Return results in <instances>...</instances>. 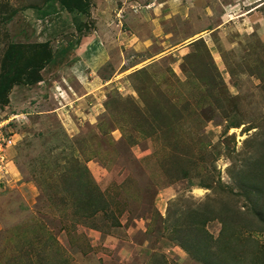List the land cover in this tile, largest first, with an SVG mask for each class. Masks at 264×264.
Segmentation results:
<instances>
[{"label":"rangeland","instance_id":"rangeland-1","mask_svg":"<svg viewBox=\"0 0 264 264\" xmlns=\"http://www.w3.org/2000/svg\"><path fill=\"white\" fill-rule=\"evenodd\" d=\"M45 42L41 81L0 103L23 113L0 264H200L177 241L222 220L237 264L264 255V0H0V69Z\"/></svg>","mask_w":264,"mask_h":264},{"label":"trees","instance_id":"trees-1","mask_svg":"<svg viewBox=\"0 0 264 264\" xmlns=\"http://www.w3.org/2000/svg\"><path fill=\"white\" fill-rule=\"evenodd\" d=\"M58 2L68 13H76L80 15H88L92 0H44ZM196 41L191 42L190 44ZM52 50L49 43H34V44H10L4 54L0 69V103L5 105L8 103V96L12 88L18 84H33L41 81L40 71L50 62L52 58ZM137 72H144L140 69ZM263 82L264 78L259 77ZM140 93V91H138ZM141 94V93H140ZM15 126V125H14ZM238 125H234L236 127ZM264 163V160L262 161ZM264 196V188L257 187L253 192L256 201H259L258 195ZM249 195V194H248ZM244 195L245 198L250 195ZM249 209V208H248ZM195 214V213H194ZM190 216H194L193 213ZM261 217V214H258ZM228 226L221 221V233L218 239L213 240L211 246L203 243L188 235L178 239L180 247L192 259L200 264H237L236 254L234 253V243H230L229 235H227ZM215 242V243H214ZM241 247V245H240ZM221 255L227 254L224 258L214 252L219 249ZM257 253V252H256ZM259 255V253H257ZM262 255V253H261ZM234 260L236 263H233ZM249 264H264V255L259 258H254Z\"/></svg>","mask_w":264,"mask_h":264},{"label":"built area","instance_id":"built-area-1","mask_svg":"<svg viewBox=\"0 0 264 264\" xmlns=\"http://www.w3.org/2000/svg\"><path fill=\"white\" fill-rule=\"evenodd\" d=\"M22 114L23 113H17L5 121H0V182H5L7 177L10 178L9 166L12 165L15 167L13 161L9 157V150L11 151L15 146L17 133L13 128L14 125L16 126V122H18V118Z\"/></svg>","mask_w":264,"mask_h":264},{"label":"crops","instance_id":"crops-1","mask_svg":"<svg viewBox=\"0 0 264 264\" xmlns=\"http://www.w3.org/2000/svg\"><path fill=\"white\" fill-rule=\"evenodd\" d=\"M74 76H75L76 79H78V76H77V75H74ZM74 102H77V101L75 100ZM12 168L15 169L14 166L10 165V166H9V174H10L9 177H10V178L12 177V175H11V174H12Z\"/></svg>","mask_w":264,"mask_h":264}]
</instances>
